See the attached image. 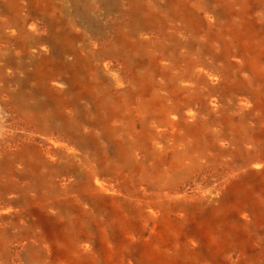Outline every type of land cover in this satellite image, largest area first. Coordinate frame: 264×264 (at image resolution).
<instances>
[{"label":"rangeland","instance_id":"obj_1","mask_svg":"<svg viewBox=\"0 0 264 264\" xmlns=\"http://www.w3.org/2000/svg\"><path fill=\"white\" fill-rule=\"evenodd\" d=\"M38 1L16 0L19 28L0 31L11 38L0 53L19 47L43 62L39 85L64 102L51 123L63 136L49 154L22 144L0 157V264H140L139 245L150 264H264V78L247 64L254 56L264 70V0L228 46L224 0H181L183 14L177 0H140L135 23L132 0H86L84 14L71 0ZM115 139L137 141L126 164ZM89 170L116 186L102 192ZM155 215L174 225L160 232Z\"/></svg>","mask_w":264,"mask_h":264},{"label":"bare ground","instance_id":"obj_2","mask_svg":"<svg viewBox=\"0 0 264 264\" xmlns=\"http://www.w3.org/2000/svg\"><path fill=\"white\" fill-rule=\"evenodd\" d=\"M177 1H179L177 3L178 12L180 14H183L185 12V5L181 0ZM261 1L262 0H224V2H222V6L218 15L220 16L224 13L226 16V20L228 21L227 23V21L225 20L226 22L221 25V37H227V40L223 41L225 46L233 43V40H237L240 44L242 43V41H240L242 40L241 37L242 35L245 36L243 33L249 28L248 21L245 22V12L249 10L252 11L257 3L259 9V7H261ZM37 3L38 9H42L44 7L43 1L40 0ZM71 3L73 8L77 10L78 14L85 13L86 0H71ZM234 4H238L240 6L239 12L237 13V15H239L238 22H235L232 19V16L234 14ZM18 10L19 9L16 4V0H5L0 3V15L5 16V20H3L2 25L3 27H1L0 31H3L4 26L9 29V32L14 33L17 31V29L19 28V20L16 16L18 14ZM141 11V1L132 0L131 7H129V9L125 13L127 15V20L129 19V23H135L136 20L141 17ZM32 12V15H38V12L34 9ZM43 21L48 29L47 34L52 38L54 34L50 29L53 26L52 20L45 17ZM193 23L195 24L196 20H193ZM209 34L212 37H216L214 34H211L210 28ZM0 37L4 40V43L6 45H8L11 40L9 34L3 35V33H1ZM15 44L18 46H22V40L19 38V35L15 37ZM28 45L31 46V44ZM17 48L15 50L4 49L3 52L0 53V157L9 153V147L13 148L12 150L15 151L21 148V146H23L22 144H25V146L29 145L30 147L37 144V146L43 147L45 145V148H43L42 150L45 153L49 154L54 150L52 139L63 136L62 133H57L56 131L52 130L51 123L54 121H59V119L61 118L60 111L63 107L62 105L64 104V102L61 98L53 99L51 95L52 93H54V91L53 88L49 86V84H47L46 88L45 86L41 87V85H39L40 80L45 77L43 75V70L40 67H44L43 62L40 59H34L32 54L30 53H28V55L26 50L21 51ZM259 52L264 53V41L262 42ZM117 61H119L123 65L125 64L124 59H117ZM247 64L253 68L254 73L259 78H264V70L259 67L256 68L257 60L254 56L248 57ZM40 94L45 95L48 102L42 101V103L38 102L36 104V102L38 101L36 99H38V96ZM103 129L104 133L102 134V136L106 135L112 137L110 134L113 133V131L110 130V127L104 126ZM115 132H123V130L120 131L119 129H117V131L115 130ZM26 136L28 137V139L25 138ZM98 140L99 138L95 137L90 139L89 142H91L90 144L96 145ZM137 150L138 144L136 139L128 140L126 143L121 139L113 140L112 155L117 157L119 165L126 164L134 155V153L137 152ZM101 152L103 158H106L109 154L106 148L101 150ZM29 153L31 154V157H35V153L33 155L32 149H29ZM138 165L141 166V164H136L133 168L138 169ZM86 180L87 182H94V185L106 194L108 193V188L116 186L115 180L107 178L105 174H97L92 172L91 170L86 173ZM160 180H162V178L159 177L158 181ZM176 187H170L167 188V190H175ZM150 205L152 212L157 213L159 208L158 204ZM139 215H141V213ZM213 216H215V213H213ZM159 217H157L156 215L152 217L149 216V219H152L156 222V227L159 228L160 232H163L165 229L167 230L168 227L174 225L172 221H168L164 217H160V219L157 220ZM216 220H219V215ZM144 221L145 223H147L148 218L144 219V217L141 215L138 223V226L140 228H142ZM212 223L216 225L218 221H214ZM118 224L120 228L127 225L126 223L121 222L119 219ZM131 228H133L132 225ZM100 231L103 233L102 229ZM199 234H202V232ZM190 237L192 238L193 235H191ZM133 249V251L136 253L138 263L150 264L152 262V255H150L151 253L148 249L144 248L142 245H139L138 248L135 247ZM54 260L59 261L60 258H56Z\"/></svg>","mask_w":264,"mask_h":264}]
</instances>
